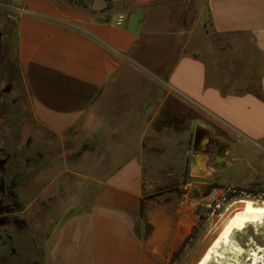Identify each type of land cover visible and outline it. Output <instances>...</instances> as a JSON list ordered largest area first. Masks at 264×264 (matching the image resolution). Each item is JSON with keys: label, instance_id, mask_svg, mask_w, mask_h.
Returning <instances> with one entry per match:
<instances>
[{"label": "crops", "instance_id": "obj_1", "mask_svg": "<svg viewBox=\"0 0 264 264\" xmlns=\"http://www.w3.org/2000/svg\"><path fill=\"white\" fill-rule=\"evenodd\" d=\"M94 1L78 12L63 0H0L38 124L62 136L93 113H120L111 130L124 154L51 230L42 264H146L144 161L197 127L215 153L227 146L226 166L239 146L249 160L264 149V0ZM195 157L191 169L207 159Z\"/></svg>", "mask_w": 264, "mask_h": 264}, {"label": "rangeland", "instance_id": "obj_2", "mask_svg": "<svg viewBox=\"0 0 264 264\" xmlns=\"http://www.w3.org/2000/svg\"><path fill=\"white\" fill-rule=\"evenodd\" d=\"M63 2L78 12L89 10L70 0ZM94 3L96 9L104 5L100 0ZM8 27L6 17L1 16L3 36ZM3 41L0 92L9 83L12 86L9 93L1 95L5 103L2 112L0 110L4 115L1 123L9 134L5 147L8 151L15 145L21 148L30 139L32 146H37L44 155L36 167L25 170L31 181L20 191L23 205L28 209L26 215L44 234V245L55 225L91 198L114 170L115 160L124 154L118 150L121 136L111 130L113 124L120 123V113H93L80 126L62 136L54 135L34 120L22 77ZM192 138L170 151L151 154L144 161L143 228L138 234L146 264H196L240 200L264 201L261 193L264 190V149L255 146V160H249V152L239 146L238 153L229 155L227 166L226 163L218 166L215 149L206 150V147L208 156L202 151L199 154L207 159L201 171L194 175L190 165L194 155ZM188 236L184 249L177 254ZM253 251L264 253V225L248 226L235 233L231 243L220 249L223 258L212 260L211 264H251Z\"/></svg>", "mask_w": 264, "mask_h": 264}, {"label": "flooded vegetation", "instance_id": "obj_3", "mask_svg": "<svg viewBox=\"0 0 264 264\" xmlns=\"http://www.w3.org/2000/svg\"><path fill=\"white\" fill-rule=\"evenodd\" d=\"M0 37V51L1 39ZM12 77L10 76L9 79ZM8 85L11 86L9 83ZM6 85L0 92V110L4 109V101L1 99ZM16 101L13 100V103ZM0 112V113H1ZM0 115V264H42L44 234L40 226L33 222L27 215V208L20 198V191L25 190L24 185L30 177L25 174L28 168L33 169L43 161L44 155L37 146H32L30 139L26 140L23 147L16 145L10 151L5 147L9 142V134L3 129ZM11 133V131H10ZM20 137L19 130L17 131ZM222 146V145H220ZM219 146V147H220ZM211 145H207L208 150ZM217 147V149L219 148ZM216 149V151H217ZM42 196V194H41ZM36 201L33 202V205ZM31 205V207L33 206ZM30 209V208H29Z\"/></svg>", "mask_w": 264, "mask_h": 264}, {"label": "bare ground", "instance_id": "obj_4", "mask_svg": "<svg viewBox=\"0 0 264 264\" xmlns=\"http://www.w3.org/2000/svg\"><path fill=\"white\" fill-rule=\"evenodd\" d=\"M200 171L201 166L198 162L196 163L194 161V164L192 165L193 174H198ZM260 225H264V201L255 202L252 200H240L232 210L231 214L222 223L217 236L204 250L196 264H211L212 260L222 259L223 254L220 252V249L222 246H228L231 243L232 237L235 233L242 232L248 226L254 227ZM250 260L251 264H264V253L259 254L258 252L253 251L250 254Z\"/></svg>", "mask_w": 264, "mask_h": 264}, {"label": "water", "instance_id": "obj_5", "mask_svg": "<svg viewBox=\"0 0 264 264\" xmlns=\"http://www.w3.org/2000/svg\"><path fill=\"white\" fill-rule=\"evenodd\" d=\"M0 37H1V31H0ZM11 86L8 85L5 92H8L10 90ZM209 144V141L207 139L206 132L201 129L200 127H197L194 130L193 138H192V151L194 152V155H197L201 153V151L205 150L207 145ZM227 146L222 145L220 146L216 151V158L215 163L219 166H222L225 162V153H226ZM193 160V158H192Z\"/></svg>", "mask_w": 264, "mask_h": 264}, {"label": "built area", "instance_id": "obj_6", "mask_svg": "<svg viewBox=\"0 0 264 264\" xmlns=\"http://www.w3.org/2000/svg\"><path fill=\"white\" fill-rule=\"evenodd\" d=\"M8 1L14 2L15 0H8ZM70 1H72L74 3L82 4V5H84L86 3V0H70ZM103 1L106 2V4H107L106 7H109L113 0H103ZM120 22H121V18L118 19L117 24H120Z\"/></svg>", "mask_w": 264, "mask_h": 264}, {"label": "trees", "instance_id": "obj_7", "mask_svg": "<svg viewBox=\"0 0 264 264\" xmlns=\"http://www.w3.org/2000/svg\"><path fill=\"white\" fill-rule=\"evenodd\" d=\"M12 65H13V64H12ZM261 193H263V195H264V190L261 191ZM141 208H142V214H143V203H142V205H141ZM188 238H189V236L186 237V239H185V240L182 242V244L179 246V249L177 250V254L180 253V252L184 249V247H185V243H186V241H187Z\"/></svg>", "mask_w": 264, "mask_h": 264}]
</instances>
